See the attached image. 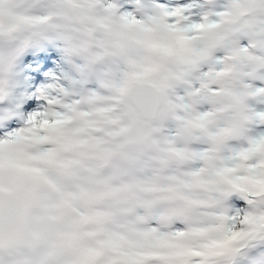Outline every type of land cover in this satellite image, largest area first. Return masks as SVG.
<instances>
[{
	"label": "clouds",
	"instance_id": "clouds-1",
	"mask_svg": "<svg viewBox=\"0 0 264 264\" xmlns=\"http://www.w3.org/2000/svg\"><path fill=\"white\" fill-rule=\"evenodd\" d=\"M40 45L69 76L0 112V264H264V0H0V109Z\"/></svg>",
	"mask_w": 264,
	"mask_h": 264
},
{
	"label": "rangeland",
	"instance_id": "rangeland-1",
	"mask_svg": "<svg viewBox=\"0 0 264 264\" xmlns=\"http://www.w3.org/2000/svg\"><path fill=\"white\" fill-rule=\"evenodd\" d=\"M176 1L178 2L180 0H176ZM177 2L175 4H177ZM187 2H191V0H189ZM183 3H185V2H183ZM166 5L171 6L170 3L166 4ZM174 5H172V6H174ZM50 52L53 53L54 57H53V55H50V56L48 55ZM32 54H33V50L30 51L29 53H27L25 55V57L23 58L22 67L20 70V78H19V82L17 85L18 90L14 94V96L11 98L10 108L0 109V112H3V111H10L14 107V110H15L14 117L20 122L23 121L24 116L26 117L24 120V122H25L28 117L33 115V112H29V114H27L24 110L25 107L22 108L20 111V109L18 107L19 102L22 105L23 103H25L26 100L29 101V100L36 99L38 101V104H39V110L38 111H41L44 108V103L42 102V98L40 96V93L42 91H44L45 89H49L50 85L54 86V87L58 86V87L66 89V81H67L68 76H69V70L65 66L64 61H63V57L60 54V51L57 47L45 46L44 53L39 55L40 58L41 57L47 58V64L48 65H49V63L50 64L53 63L52 65H49V67H47V68H42V66H44L46 63L43 61V59L38 61L40 58L35 57V55H32ZM55 54L57 56H55ZM37 61L39 62L38 65H37ZM56 64L59 66H55ZM40 67L43 69V71H40V73H39L38 68H40ZM56 67L59 68L58 71H57ZM32 73H36V74L39 73L41 75L40 78L43 76H48V79L46 81L41 82L39 84L38 88H34L38 81H36L37 76L32 75ZM32 92H35L34 98L32 96ZM38 111H36V112H38ZM44 124H47V122L45 121ZM257 131H259V128L257 129ZM108 163H109V160L101 159L100 168H103ZM88 219L92 220L94 218L90 217ZM2 223H3V217L0 216V224H2Z\"/></svg>",
	"mask_w": 264,
	"mask_h": 264
},
{
	"label": "snow or ice",
	"instance_id": "snow-or-ice-1",
	"mask_svg": "<svg viewBox=\"0 0 264 264\" xmlns=\"http://www.w3.org/2000/svg\"><path fill=\"white\" fill-rule=\"evenodd\" d=\"M202 27H203L202 25H192V28L196 30H199ZM41 59L47 60V58L45 57H41ZM44 67L47 68L49 67V65L45 63ZM41 71H43V69H41ZM36 75H37V79H39V73H37ZM54 88H55L54 86H51V85L49 86V90L54 91ZM42 102L44 103V105H46L50 101L42 100ZM37 114L43 115V116L48 115V113L44 112V108L41 111L33 113L32 118L35 119ZM260 119L261 121H264V114L261 115ZM257 136H258V139L254 141L252 145L249 146L248 148L234 149L233 150L234 154L232 156V159L244 162V161L252 160L253 157H256L257 158L256 162L250 165L246 169L249 175H246L244 177H238L237 179L240 180L242 183L252 184L254 186L255 185L264 186V126L259 128V131H257ZM236 170L237 168L234 167V168H226L224 171L230 173V172H235ZM257 170H261L259 177H257V175H254V173H256ZM235 238H236V234H233L231 237L226 236L221 241H213L211 245H209V247L210 248L226 247L227 244L231 240H234ZM176 255L179 257V256H183L186 254L177 253ZM192 255H205V253H192ZM180 264H187V261H180Z\"/></svg>",
	"mask_w": 264,
	"mask_h": 264
},
{
	"label": "bare ground",
	"instance_id": "bare-ground-1",
	"mask_svg": "<svg viewBox=\"0 0 264 264\" xmlns=\"http://www.w3.org/2000/svg\"><path fill=\"white\" fill-rule=\"evenodd\" d=\"M18 107H19V109H20V105H19V104H18ZM34 108H35L34 104H29L28 107H27V109H28L27 111H33ZM12 110L15 111V110H14V107H13Z\"/></svg>",
	"mask_w": 264,
	"mask_h": 264
}]
</instances>
